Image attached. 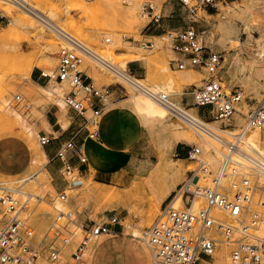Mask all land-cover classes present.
I'll return each mask as SVG.
<instances>
[{
  "label": "rangeland",
  "instance_id": "obj_1",
  "mask_svg": "<svg viewBox=\"0 0 264 264\" xmlns=\"http://www.w3.org/2000/svg\"><path fill=\"white\" fill-rule=\"evenodd\" d=\"M154 1L162 14L169 13L170 16L164 15L165 17L160 20L161 27L165 28L164 31L156 36H146L145 26L149 18L140 13L143 0H50L48 2L34 0L39 10L55 17L63 31L66 30L65 32L110 63L127 73L130 72L144 85L167 92L171 100L182 108L188 107L190 100L182 101L181 95L194 86H200L204 73L198 68L188 67L178 70L171 64L170 60L175 57V53L171 49L166 31H178L186 26H193L203 31L206 44L222 55L220 71L222 84L229 89L241 88L245 113L264 101V0H218L217 9L208 12L199 11L196 18L189 15L179 0H176L170 11L167 0ZM79 5L86 7L87 10L79 11L80 8H77ZM0 7L8 16L0 21L1 34L11 26L10 20L21 13V10L5 0H0ZM35 23L38 28L42 27L44 36L39 37L33 31L17 30L12 32L9 38L0 39V99L1 96L5 97L9 88L12 90L3 102V99L0 100V103L2 102L0 113L5 112L6 107L18 111L21 115L19 121L16 119L0 121V188H17L35 193L29 198L27 196L21 214L27 218V224L32 230V243L43 250L39 258L41 264L44 259L50 261L47 257V248L42 245L43 242L48 246L62 248L63 253L67 249L66 254L61 252L62 260L66 261L69 253L81 239L84 233L82 229L93 223L107 222L113 215L119 217L120 224L116 225L114 233L104 234L107 238L99 245L93 264H147L139 246L141 243L140 245L147 247L144 239H141L143 231L156 220L169 194L185 178L188 169L196 165L186 157L183 159L176 155L175 145L179 144L185 148L192 144L199 146L202 158L213 169L218 166L212 163L210 155L217 156L218 153L209 142L221 152H224L225 148L204 134H202L203 138L182 120L181 127L170 131L160 130L158 123H152L153 127L150 128L130 105L131 99L135 96H148L117 77L94 57L84 54L82 70L86 74H89L88 70L92 71V75H89L96 86L110 85L120 94L119 98L122 100L117 104L126 105L136 113L142 124L141 134L136 146L128 152L131 162L122 179L109 180L116 171L112 170L108 174V182H104L107 185L98 186L96 181L99 180L95 174L97 167L85 150L88 160L80 163L78 167H86L87 170L73 168L72 177L75 178L73 183H70V177H66L68 178L66 180L61 175L65 198L59 197L62 190L53 187L50 176L47 177V183L43 188L36 182V178L44 176L47 161L44 164L33 161L32 151L43 149L38 143V133L43 128L48 134L58 135L61 131L69 129L71 121L79 120L80 116L65 104L64 97L68 91L66 84H63V94L60 97L46 95L41 88L30 81V74L26 75L18 71L19 66L15 62L18 55L14 49V45L18 43L24 46L21 54L26 55L27 58H34L32 69L39 67L49 72L56 66L57 52L64 40L59 33L39 20L35 19ZM225 24L229 29H226ZM106 38H109V41H105ZM48 42L51 44H47ZM133 57L134 60H131ZM56 84L52 79L47 80L45 85L56 86ZM17 94L20 95L19 99L15 98ZM107 104L113 106L111 100ZM188 112L220 128V121L214 119L209 109L197 113L195 108H189ZM165 113L167 117L163 124H166L165 122L170 118L180 120L166 109ZM86 114L89 115V112ZM244 114L239 124H236L234 119L231 120L236 128L244 125ZM260 131L264 133V126ZM175 134L186 136L191 140L167 144L166 139L170 140ZM219 134L223 135L221 132ZM217 158L221 162V156ZM167 164H171L174 168L167 177H164V166ZM228 171L239 173L243 169L230 165ZM232 177V174H228L223 180L224 183L228 184ZM258 181V184L264 187V179L260 178ZM135 183L138 184L137 192L131 189ZM97 186L106 191L108 196L103 199L87 191ZM16 196L20 201L26 198L20 193ZM57 208L70 211L71 219L63 217L57 219ZM3 217L5 216H2V219ZM133 232H137L140 238L132 236ZM65 237L70 239L66 244L63 242ZM147 249L151 256V264H157L153 261L154 258L148 247ZM214 257L204 259L211 262ZM203 261L200 260L198 264H204ZM50 264L55 263L50 261Z\"/></svg>",
  "mask_w": 264,
  "mask_h": 264
},
{
  "label": "built area",
  "instance_id": "obj_2",
  "mask_svg": "<svg viewBox=\"0 0 264 264\" xmlns=\"http://www.w3.org/2000/svg\"><path fill=\"white\" fill-rule=\"evenodd\" d=\"M5 1L30 11L22 0ZM217 1L180 0L193 18L199 11L217 9ZM140 13L149 18L150 23H158L163 17L154 0H143ZM5 18L8 16L0 7V21ZM57 31L64 43L59 46L56 66L49 72L40 69V76L48 81L64 82L68 87L65 104L82 118L81 125L55 154V158L62 162L61 175L66 180L70 177V183H73L71 157H76L79 163L87 162L78 137L84 131L83 140L98 139L100 119L113 89L110 85L96 86L81 68L85 53L106 64L104 59L71 34L60 29ZM166 36L175 53L170 60L173 66L178 70L198 68L204 73L200 86L183 92L190 97L188 107L177 106L167 92L136 81L130 72L124 74L125 78L133 80L137 90L183 118L195 132L214 138L225 151H219L210 143L221 156L219 166L213 169L202 158L199 146L192 144L187 147L186 158L196 165L188 169L185 178L169 194L156 220L145 228L144 242L157 264H198L217 253L223 256L224 264H264V187L258 184V180L264 178V156L245 142L247 131L264 126V101L250 108L244 114V125L236 128L231 120L243 99V91L239 87L229 89L222 84L223 57L220 52L207 45L204 32L193 26L178 31L168 30ZM15 98L19 99L20 95ZM189 108H195L197 113L209 109L214 119L220 121L218 130L223 135L209 128L198 115L192 116ZM51 139L46 132L38 133V143L42 147ZM232 163L243 171L229 172ZM228 174L233 177L225 184L223 180ZM16 194L19 193L14 189L0 188V264H41L39 258L43 250L32 243V230L27 218L21 214L27 195L23 194L26 198L20 201ZM65 195V190H62L59 197L63 199ZM179 200L180 204L176 205ZM57 212V219L72 217L70 211L57 208ZM2 216L5 217L2 219ZM117 224H120V219L113 215L107 222L93 223L82 229L84 233L66 261L62 260V248L48 246L44 242L42 245L47 248L49 260L55 264H86L87 243L94 236L114 233ZM69 241V238H63L65 244Z\"/></svg>",
  "mask_w": 264,
  "mask_h": 264
},
{
  "label": "bare ground",
  "instance_id": "obj_3",
  "mask_svg": "<svg viewBox=\"0 0 264 264\" xmlns=\"http://www.w3.org/2000/svg\"><path fill=\"white\" fill-rule=\"evenodd\" d=\"M3 1V0H2ZM25 4H27V6L29 7L30 11L29 10H24L22 8H19L18 6L12 4L14 7L18 8L21 10V13H18L15 18L13 20H10V24L11 26L4 30L1 34H0V39L4 40V39H7L10 37V35H12L11 33L12 32H15L17 30H23V31H33L35 35L39 36V37H42L45 35L42 27L38 28V25L35 23V19L38 21H40L42 24L48 26L49 28H51L52 30H54V32H56L58 34V31L57 29H60V30H64L61 25L59 24V22H57V20L55 19V17H53L51 14H46V13H43L41 10L38 9L37 5L35 4L34 0H22ZM37 1H40V2H48L50 0H37ZM106 1V0H104ZM11 4V3H10ZM236 5V4H235ZM80 10H83V11H86L87 9H85L82 5H79L77 7ZM12 10H14L13 8H11ZM77 9V10H78ZM227 9V8H226ZM245 9V8H244ZM139 10V9H138ZM227 11V10H226ZM15 12V11H14ZM49 13V12H47ZM242 17V16H241ZM134 19V18H133ZM236 19V18H235ZM40 23V24H41ZM220 24V23H219ZM223 24V23H222ZM244 24V23H242ZM40 26V25H39ZM245 26V25H243ZM225 27L226 29H229V27L225 24ZM246 27V26H245ZM46 28V27H45ZM66 31V30H65ZM64 31V32H65ZM227 32V31H226ZM67 33V32H66ZM32 34V33H31ZM53 34V33H52ZM30 35V34H28ZM33 35V34H32ZM88 37V36H87ZM262 37V35H261ZM34 38V37H33ZM32 38V39H33ZM89 38V37H88ZM91 38V37H90ZM42 39V38H41ZM47 39V38H46ZM50 39V38H49ZM77 39V38H76ZM236 39V38H235ZM30 40V39H29ZM35 40V39H34ZM39 40V39H38ZM56 40V39H55ZM78 40V39H77ZM225 40V39H223ZM222 40V41H223ZM233 40V39H232ZM44 42V40H42ZM81 44H83L87 49H90V47H88L87 45H85L84 43H82L80 40H78ZM36 42V41H35ZM41 42V41H40ZM51 42H53L51 40ZM51 42H48L47 44H51ZM228 43V42H227ZM24 44V43H23ZM113 44V42H112ZM60 45V44H59ZM44 46V44H43ZM56 46V45H55ZM47 47V46H45ZM165 47V46H164ZM14 49H15V53H17V58L15 59V62L16 64L19 66V70L18 71H21L22 74H30L31 72V69H32V66L33 64L35 63V60L34 58H27L26 55H23L21 54L23 52V49H24V46L21 45V44H15L14 45ZM50 49V48H49ZM53 49V48H52ZM54 50V49H53ZM168 50V49H167ZM47 51V50H46ZM49 51V50H48ZM94 54H97L95 53L93 50H91ZM36 52V51H35ZM35 54V53H34ZM87 54V53H85ZM36 55V54H35ZM87 55H90V54H87ZM98 56H100L101 58H103L101 55L97 54ZM86 56V55H85ZM92 57H94V59H96L95 56L93 55H90ZM234 56V55H233ZM33 57V56H32ZM88 57V56H86ZM89 58V57H88ZM135 57H133V59L131 60H134ZM13 59V58H12ZM11 59V60H12ZM40 59V58H39ZM104 61L106 62L103 63V62H100L101 64H103L104 66H106L107 68H109V70H111V72H113L117 77L123 79L124 81L128 82L129 84L133 85V80L132 81H129L127 78H125L124 74L127 72H125L124 70H122L120 67L118 66H115L114 64L110 63L108 60H106L105 58H103ZM97 60V59H96ZM39 61V60H38ZM87 61V60H86ZM45 62V61H44ZM14 64V63H13ZM14 64V65H16ZM39 64V63H38ZM43 64V63H42ZM16 65V66H17ZM39 66H41L39 64ZM227 68V67H226ZM89 74L92 75V71L91 70H88ZM20 73V72H19ZM88 74V75H89ZM20 75V74H19ZM89 75V76H90ZM249 75H247L248 77ZM26 77V76H25ZM134 79L138 82L139 79L135 78ZM56 86H49V85H36L38 86L39 88H41L43 90V92L46 94V95H53V96H57V97H60L61 94H63L62 92V88H63V84L64 82H59V81H56ZM142 83V82H140ZM143 84V83H142ZM55 85V84H54ZM12 87V86H10ZM11 88H9V90L6 92L5 94V97L2 98L1 96V99L2 102L4 101V99H6V96L8 95L9 91H12L10 90ZM31 89V88H30ZM37 89V88H36ZM29 91V90H28ZM32 91V90H31ZM41 92V91H40ZM3 95V94H2ZM148 96V95H147ZM1 102V103H2ZM1 103H0V106H1ZM175 104V103H174ZM245 102H243V99L241 100L240 104H239V108H238V111L234 113L233 115V119H234V122L236 124H239L241 122V118L243 119V114L245 113L244 109H245ZM130 105L132 106V108L141 116V118L143 119V121L150 127L152 128L153 125L152 123H158V125L160 126V130L162 131H170V130H173L175 128H179L181 127V120L186 123L183 118H181L180 116H178L179 119H176V118H170L168 122H165L166 124H163L164 123V120L165 118L167 117V114L165 113V109L162 107V105L160 106L159 103L157 101H155L154 99H152L151 97H144V96H135L134 98L131 99L130 101ZM177 105V104H176ZM241 105V107H240ZM178 106V105H177ZM3 107V106H2ZM180 107V106H179ZM182 108V107H181ZM4 109V108H3ZM7 109V110H6ZM193 109V108H192ZM5 112H2L0 113V121H5V120H8V119H16V120H21V115L18 111H15L14 109H11V108H6L5 107ZM167 110V109H166ZM192 115V114H191ZM194 116V115H192ZM196 117V116H194ZM203 120V119H202ZM187 124V123H186ZM188 125V124H187ZM206 125L209 127V128H212L214 131L218 132L219 128L217 127H214L212 125L209 124V122L206 123ZM261 128L257 129V128H253V129H250L249 131L246 132L245 134V142L253 147L254 149H256L258 152H260L262 155L264 153V133L260 131ZM180 131V130H179ZM34 132V131H33ZM219 133V132H218ZM203 138L204 136L202 135V133H199ZM205 135V134H204ZM207 135V134H206ZM209 137V136H208ZM207 138V137H206ZM211 139L213 140L214 138L211 137ZM180 140H184V141H190L191 139L184 136H179L177 134L173 135L172 138L169 140V138L166 139V142L167 144H173L175 143L176 141H180ZM215 141V139H214ZM216 142V141H215ZM211 143V142H209ZM33 151V161H39L41 162L42 164H44L46 161H47V157H46V154L44 152V150L41 148H38L37 150H32ZM221 151V150H220ZM216 152V150H215ZM205 153H207V151L205 150ZM218 153V152H217ZM219 154V153H218ZM217 154V156H219ZM211 161L214 165H217L219 166L220 162L217 158L216 155L214 154H211ZM161 158V157H160ZM32 161V160H31ZM39 164V163H38ZM176 164V163H175ZM41 165V164H39ZM231 166H236V167H239L236 163H232ZM152 168H155V167H152ZM151 168V169H152ZM174 167H172L171 164H167L164 166V177H167V175L170 174V172L173 170ZM186 168H189V167H186ZM153 170V169H152ZM185 171V170H184ZM151 173V172H150ZM181 174H182V171H181ZM48 171L46 169H44V176L41 178H36V182L42 186L43 188L45 187V183H47V177H48ZM146 176V175H145ZM144 176V177H145ZM226 178V177H225ZM264 179V178H263ZM4 182V181H3ZM98 186H105L107 184H105L104 182H101V181H96ZM130 182H132L130 180ZM95 187V188H92V189H88L87 191H89L90 193H94V194H97L98 196H101L102 198L103 197H107L108 196V193L100 188ZM112 186V185H111ZM137 186L138 184L135 183L132 185V190L137 192L136 189H137ZM174 187V186H173ZM128 188V187H127ZM13 189V188H11ZM16 191H18L20 194H25L28 196H31V195H35V193H32V192H26L25 190H21V189H14ZM169 193L166 192V195ZM123 194V193H122ZM136 194V193H135ZM153 194V192H152ZM37 195V194H36ZM121 195H119L120 197ZM151 196V195H150ZM25 197V196H24ZM154 197V196H153ZM104 199V198H103ZM120 199V198H119ZM159 199V198H158ZM154 202V200H153ZM180 204V200L176 202V205H179ZM55 207V206H54ZM154 209V208H153ZM148 215V214H147ZM147 223V222H146ZM127 225V224H126ZM132 232V231H131ZM132 236L134 237H139L140 238V235L137 233V232H133L131 233ZM107 238V237H106ZM106 238L104 237V234H100V235H97V236H94L88 243H87V246H86V249H85V256H86V259H87V264H93V259H94V255L97 251V249L99 248V245L106 240ZM143 240V238H141ZM136 241V240H135ZM139 243V241H138ZM137 243V244H138ZM145 243V242H144ZM141 244V243H140ZM141 248L143 249L145 255H146V258H147V264H151V256H150V253L147 249V247H144L143 245H140ZM67 253V249L64 251V254ZM153 260V259H152ZM154 261V260H153ZM204 264H223V256L220 254V253H217L215 254V257L214 259L209 262L207 260L204 259ZM155 263V262H154ZM42 264H50V261L44 259L42 261Z\"/></svg>",
  "mask_w": 264,
  "mask_h": 264
},
{
  "label": "crops",
  "instance_id": "obj_4",
  "mask_svg": "<svg viewBox=\"0 0 264 264\" xmlns=\"http://www.w3.org/2000/svg\"><path fill=\"white\" fill-rule=\"evenodd\" d=\"M166 3L169 6L168 11H170L174 4H176V0H167ZM164 15H166V17L170 16L169 13H164L163 16ZM164 29V27H161L160 22H148L145 26L144 34L146 36H156L160 34L161 31H164ZM131 64H133V62H131ZM30 81L34 85H45L47 79L40 76L39 67H33L30 72ZM119 97L120 94L113 90L110 98L113 102V106H107L102 113L98 128V139L85 138L83 140L84 131L81 132L78 137V142L80 141L83 144L84 152L86 150L90 160L97 167L95 174L101 182H108V174L112 170L116 171L115 174L109 177V180H120L123 178L131 162V157L128 152L136 146L141 134V120L128 106L117 104L122 100ZM181 100H190V97L188 94L183 93L181 95ZM81 123V117L79 120L73 119L69 124L71 125L69 129L61 131L58 135L50 134L52 139L48 144L43 146V150L47 157L45 169L48 171V175L52 180V185L56 189L62 190V188H64V181L61 178L62 162L58 158H55L56 151L59 146L77 130ZM41 132L46 131L42 128ZM186 149L187 148L179 144L175 145L176 155L183 159L186 157ZM112 156H114L113 159ZM70 163L73 168L78 167L80 164L74 156L71 157ZM78 168L81 169L82 167ZM82 169L87 170L86 167ZM114 227L116 228L117 226L115 225ZM141 250L144 254V260L147 263L146 255L142 248ZM97 251L94 255L93 263H95Z\"/></svg>",
  "mask_w": 264,
  "mask_h": 264
}]
</instances>
